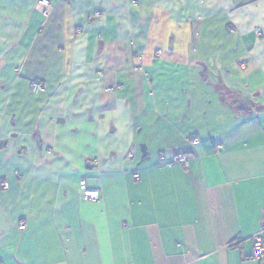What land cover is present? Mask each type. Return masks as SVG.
Masks as SVG:
<instances>
[{
	"label": "crops",
	"instance_id": "crops-1",
	"mask_svg": "<svg viewBox=\"0 0 264 264\" xmlns=\"http://www.w3.org/2000/svg\"><path fill=\"white\" fill-rule=\"evenodd\" d=\"M48 12L0 0V264H260L264 0Z\"/></svg>",
	"mask_w": 264,
	"mask_h": 264
},
{
	"label": "built area",
	"instance_id": "built-area-1",
	"mask_svg": "<svg viewBox=\"0 0 264 264\" xmlns=\"http://www.w3.org/2000/svg\"><path fill=\"white\" fill-rule=\"evenodd\" d=\"M57 1H67V0H37L36 3L43 8V15L46 17L48 16V9ZM95 16L99 17L100 13L95 12ZM80 31V30H79ZM33 90L36 91H43V88L40 84L34 83ZM191 145H196L198 140L196 138H192L189 140ZM220 147H218L219 150ZM132 154L129 153L128 157H131ZM158 160L160 161L161 165L169 166L172 164H180L183 167H189L190 163V156L187 153H179L173 155L170 159H167L165 154L160 153L158 155ZM135 178H138V175H134ZM3 189H7L8 183L4 182L1 184ZM79 191L81 196L86 201H97L100 198L99 190L91 189L87 186L85 180H81L79 183ZM23 228V226L21 227ZM251 241L253 243L252 249V258L258 261L260 264H264V208L261 210L260 215V230L258 233L251 237Z\"/></svg>",
	"mask_w": 264,
	"mask_h": 264
},
{
	"label": "rangeland",
	"instance_id": "rangeland-1",
	"mask_svg": "<svg viewBox=\"0 0 264 264\" xmlns=\"http://www.w3.org/2000/svg\"><path fill=\"white\" fill-rule=\"evenodd\" d=\"M36 1L37 0H35V3H36ZM68 1V0H67ZM36 5L39 7V8H41L42 9V11H43V8L41 7V6H39L37 3H36ZM48 11V10H47ZM48 15H49V12H48ZM80 30V29H79ZM78 30V32L80 33V31H82V30H80L79 31ZM255 32H257V33H259L260 32V30L259 29H256V31ZM157 54H160V51H157ZM34 83H38V84H40L39 82H36V81H33L32 83H31V91L33 92V93H40V92H42V91H36V90H33V84ZM41 85V84H40ZM41 87L43 88V86L41 85ZM2 184V183H1Z\"/></svg>",
	"mask_w": 264,
	"mask_h": 264
},
{
	"label": "trees",
	"instance_id": "trees-1",
	"mask_svg": "<svg viewBox=\"0 0 264 264\" xmlns=\"http://www.w3.org/2000/svg\"><path fill=\"white\" fill-rule=\"evenodd\" d=\"M180 153H185V152H180ZM179 154V153H178Z\"/></svg>",
	"mask_w": 264,
	"mask_h": 264
}]
</instances>
